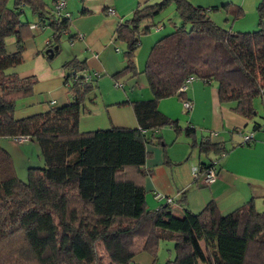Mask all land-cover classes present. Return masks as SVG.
Here are the masks:
<instances>
[{"label":"trees","instance_id":"16d2710c","mask_svg":"<svg viewBox=\"0 0 264 264\" xmlns=\"http://www.w3.org/2000/svg\"><path fill=\"white\" fill-rule=\"evenodd\" d=\"M171 2L181 25L153 43L141 72L151 98L118 104L130 106L136 127L80 133L84 102L93 103L97 89L83 61L71 58L61 66L68 84L66 104L20 119L13 115L15 104L31 96L36 80L8 71L21 63L25 42L33 36L30 23L20 19L24 8L52 31L41 50L46 58L44 51L51 49L53 56L68 33L69 19L48 11L43 0H0V139L26 138L37 145L43 161L42 168L29 167L22 182L0 146V264H131L140 253L154 261L161 240L173 242L174 257L164 264H264V211L255 210L251 201L225 215L212 202L198 213L185 210L180 218L168 204L146 208V146L160 145L157 134L165 127L180 132L177 121L158 110V102L184 101L178 89L192 77L214 83L218 102H235V113L251 121L252 101L264 87V0L255 7L257 25L249 33L217 26L208 17L210 10L189 0L137 7L114 30L113 40L125 49L124 66L113 79L137 74L140 35L155 27L154 19ZM231 11L232 21L242 14L234 5ZM8 37L14 39L11 53L5 50ZM183 134L198 156H216V166L221 154L227 155L223 143L196 140L190 128ZM208 162L198 164L200 171L213 161Z\"/></svg>","mask_w":264,"mask_h":264},{"label":"crops","instance_id":"0c3cea01","mask_svg":"<svg viewBox=\"0 0 264 264\" xmlns=\"http://www.w3.org/2000/svg\"><path fill=\"white\" fill-rule=\"evenodd\" d=\"M259 1L232 0L231 3L236 5L242 14L238 19L230 22L228 30L235 33L253 32L257 25V16L254 10ZM43 3L48 11L53 8V0H43ZM154 3H156L155 0H64L61 12L69 15V31L62 36L68 40L66 45L67 47L69 45L72 51L68 54L62 53L60 44L56 49H53V56L50 55L48 58L42 55L41 50L49 43L52 31L47 27H41L35 22V17L30 15L28 20L31 23L29 25H36L34 29L36 34L28 40L30 42H25L22 61L19 64L22 66L13 72L19 77H34L36 83L32 88L31 96L16 102L14 117L20 119L42 112L39 107L41 103H48L47 105L52 107L66 104L69 100L68 84L64 80L61 66L67 60L76 58L78 61L84 62L87 72L91 78L96 80L95 98H100L101 93L106 89H109V97H111L107 102L98 101L94 108L85 109L83 106V111L77 122L78 132L106 130L109 127L135 128L136 122L130 106L127 104L119 106L118 104L132 102L136 97L128 92L115 91L117 94L113 93L114 86L123 87L117 83V79L111 78L112 84H114L111 88L106 77L98 79L102 75L112 76L124 66L121 47L114 43L118 41L113 40V33L117 25L123 20L129 19L137 7ZM225 3L228 2L221 4ZM10 5L11 1L7 6ZM108 10H111L112 13L108 14ZM161 32L140 36L139 46L135 52L137 73L141 74L143 70V60L147 48L150 50L152 42H156L170 33L160 35ZM7 44L10 50L14 51V40L13 43L8 40ZM57 56L60 60L53 63L52 60ZM183 93L184 100L191 105L189 111L182 112V106L179 108L178 102L180 101L177 97L159 101L158 110L176 121L182 116V113L187 115L185 121L180 122V131L182 132L186 128L193 129L194 136L195 124L201 118L203 122L199 128L204 131L201 132L204 137H209L215 143H223L224 148L228 145L232 147L236 145L239 148L232 150L218 161L216 177L207 184L201 175L195 180L192 178V168L202 161L195 152L196 157L191 159L193 151L189 148L190 138L185 136L184 141H178V138L173 137L171 129L165 130V136L163 134L160 137L162 139L160 145L146 146L148 158L143 166L146 208L149 210L155 204L154 194H160L172 200L169 209L176 218L184 214L185 210L198 213L209 202L216 206L221 215L228 214L249 201L254 205L255 210L264 211V87L261 89L260 96L252 101L255 116L251 121L235 113V102H218L216 85L211 86L204 82L193 81L187 85ZM257 118L261 121L260 124L255 121ZM253 126H256L257 129H254ZM227 134H233L236 139L233 140L232 135L226 137ZM249 135L252 139L249 143L250 146H241V137ZM215 138H219V141H215ZM4 140L7 141V139H0V141ZM8 141L14 143L11 140ZM20 145L16 144V146ZM0 146L2 147V143ZM10 147L13 148L12 144L9 145ZM9 148L6 147L5 142V150L8 153L10 152ZM205 163H209L208 160ZM160 204L157 203V208ZM134 261L136 264L149 263L147 258L142 256H138Z\"/></svg>","mask_w":264,"mask_h":264},{"label":"rangeland","instance_id":"374dc122","mask_svg":"<svg viewBox=\"0 0 264 264\" xmlns=\"http://www.w3.org/2000/svg\"><path fill=\"white\" fill-rule=\"evenodd\" d=\"M155 1L158 2L159 0H155ZM224 2H228V3H225L228 6L223 8L222 6L225 5V4H221V3H224ZM231 2H232V0H190V3L193 6H201V7H205L207 10H210L208 12L209 19L213 23H215L217 26H219V27H221V28H223L225 30L229 29L230 22H232V18H234V14L231 11L234 4L231 3ZM234 6H236V5H234ZM8 7H11V5L8 6ZM214 7H217V10L212 11L211 8H214ZM254 12H255V10H254ZM30 15L31 14H30L29 9L25 8V9H23V13L21 14L20 19L22 21H28L29 23H31L28 20L31 17ZM154 22H158V24L156 23L155 27L150 28L146 34H143V35H140V36L149 35V34H151L153 32H161L162 30H163V32H161L160 35H163L165 33L171 32L173 30V26L177 27V26L181 25V21H180L178 15H177V13L174 10V5H173L172 2L169 3L159 13V15L154 19ZM157 25H159V26H157ZM31 32H32V35L36 34V31H34V30H31ZM32 37L27 39L26 41L30 42L28 40L32 39ZM8 40H11V42L13 43L14 39H13V37H8V38L5 39V50H6L7 53H11V52H13V50H10V47L7 44ZM66 41L68 42V40L64 36H62L61 39H60L59 45L61 44L62 53L68 54L70 51H72V49H71V47H69V45L67 47V45H66L67 42ZM114 43L119 44V46L121 47V57H122V54H123L122 52L125 49V44L123 42H114ZM153 43L154 42H152V44ZM148 50H149V48H147V50H146V54L144 56L143 63H145L146 57H147L148 52H149ZM58 56L55 57L52 60L53 63H56V62H58L60 60L58 58ZM123 63H124V61H123ZM134 65H135V57H134ZM21 66L22 65H19L17 67L11 68L8 71L19 70V68ZM135 70H136V68H135ZM104 77H106L109 80L110 88H111L114 85V84H112L113 82L111 80L112 76H103L102 75L98 80H101ZM116 79H117V83L121 84V87L125 86V88H123V87L122 88H120V87L117 88L116 86H114V88L115 89L117 88V89L115 90V89L112 88V90H114V91H112L113 93L117 94L115 91H119L120 93H122V92L127 93L128 92L130 95L132 94L133 96L136 97L135 100H132V101H138V100L144 101V100H147V99L151 98V93H150V91H149V89L147 87L145 78H144V76L142 74L137 73V75L134 76V77H131L130 75H122V76L116 77ZM193 81H198V82L202 83L200 80L194 79V78L192 79L191 82H193ZM208 85L214 86L215 84L214 83H210ZM110 99H111V97H109V89H106V90H104L101 93L100 98L98 97L97 99L96 98L94 99V101H93L94 103H90V102H88L86 100L84 102V107H85V109L94 108V106H96V103H98V101L107 102ZM47 104L48 103H41V106H39L41 111H44V110H46L49 107V105H47ZM178 104H179V108H180V106H182L181 101L178 102ZM181 110H182V112L185 111L183 109V107H181ZM80 116H81V114H80ZM168 118H170V117H168ZM186 118H187V115H184L183 113H182L181 117L177 118V123H178L179 127H181L180 122L182 120L186 119ZM170 119H172V118H170ZM255 121H257L259 124L261 122L260 120H258V118H257V120L255 119ZM202 122H203V120L201 118H199L198 121L195 124V127H196V129H195V138L196 139L204 137V135L201 134V132H204V131H202L199 128L200 124ZM169 129L170 128H168V127H165L163 129H161L160 132L157 134V136L160 135V137H161L163 134L165 136V134H166L165 130H169ZM172 134H173V137L178 138V141H181V140L184 141L186 139L185 135L183 134V131L182 132L180 131L179 133H175L173 131ZM229 134H227L226 137H229V136L232 135L231 136L232 139L233 140L236 139V136H234L233 134H231V135H229ZM218 139L215 138V141H219ZM8 140L9 139H7V141L4 140V141H0V142L2 143V147H4L3 149H5V142H6V147L7 148H9V145L12 144L13 148L12 147L9 148L10 149V152H9L10 154L9 155H10V157L12 159V163H13V167L15 169L16 177L20 181L25 182L26 181L27 168H29V167L42 168L43 167V161H42V158L40 157L38 147H37V145L35 143L28 142V140H27V142L21 143L20 146H16V143L15 144L12 143V142L10 143V141H8ZM212 140L214 141V138ZM1 143H0V145H1ZM7 143H8V145H7ZM147 146H150V145H147ZM236 148H239V146L233 145V147H232V146L228 145L227 147H225V150L228 151L227 152V154H228V153H230L232 150H234ZM171 153H172V151H171ZM191 156H192L191 159L196 157L194 151L192 152ZM216 158L217 157L214 156L213 154L207 155L206 158L203 155L200 156V159H201L202 162H205V161H207L209 159H210V161H214ZM222 158L223 157H221L220 159H222ZM197 166L198 165H196L194 167H197ZM153 201H154L155 204H153V206L149 210L156 209L157 208V206H156L157 203H161L162 205L164 204V200L157 201V200L154 199V196H153ZM155 206H156V208H154ZM258 211H261V210H258ZM182 216H183V214L180 215L179 217H182ZM138 256H140V257L142 256L143 258H147V260L149 262V263L141 262L139 264H150V260H152V258H150V256L147 253H140V254H138V255H136L134 257L135 259H133V261L136 260V258ZM173 257H174L173 242L167 241V240H161V241L158 242V245H157V248H156L155 260L154 261L152 260L151 264H164L166 260H168V259L171 260V259H173ZM133 261H132L131 264H136V261H134V263H133Z\"/></svg>","mask_w":264,"mask_h":264},{"label":"built area","instance_id":"2783aa9c","mask_svg":"<svg viewBox=\"0 0 264 264\" xmlns=\"http://www.w3.org/2000/svg\"><path fill=\"white\" fill-rule=\"evenodd\" d=\"M64 5V0H55L53 3V8L52 11L54 13L55 16L58 17H63V18H68L69 15L67 13H62L61 9L63 8ZM111 10H108V14H111ZM29 29L30 30H34L35 26L34 25H29ZM96 76V75H95ZM89 76H85L84 80H88ZM192 77H188L185 79V81L183 82L182 86L178 89L179 93H183L187 87V85L192 81ZM182 107L185 111H189L191 108V105L188 101L184 100L181 102ZM251 141V135L249 136H242L241 137V146H244V144H246L247 142ZM14 143L16 144H21L24 142H27V139L24 137H19L13 140ZM224 156L223 154H221V157ZM210 167H208L206 170L200 171L199 166L197 167H193L192 168V178L195 180L197 179V177L199 175H201L204 178V182L209 184L211 183L215 177H216V161H213L210 165H208ZM154 199L157 201H161L164 200V204H168L170 205L172 203V200L168 197H164L160 194H154Z\"/></svg>","mask_w":264,"mask_h":264},{"label":"water","instance_id":"95a60500","mask_svg":"<svg viewBox=\"0 0 264 264\" xmlns=\"http://www.w3.org/2000/svg\"><path fill=\"white\" fill-rule=\"evenodd\" d=\"M57 47H55L54 49H56ZM44 54H47L48 56L52 55V50H46L44 51Z\"/></svg>","mask_w":264,"mask_h":264}]
</instances>
